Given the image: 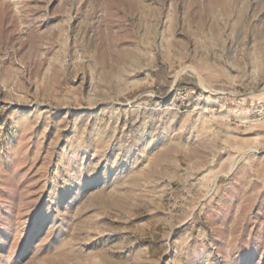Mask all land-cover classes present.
I'll return each instance as SVG.
<instances>
[{"label": "rangeland", "instance_id": "1", "mask_svg": "<svg viewBox=\"0 0 264 264\" xmlns=\"http://www.w3.org/2000/svg\"><path fill=\"white\" fill-rule=\"evenodd\" d=\"M264 0H0V264H264Z\"/></svg>", "mask_w": 264, "mask_h": 264}, {"label": "bare ground", "instance_id": "2", "mask_svg": "<svg viewBox=\"0 0 264 264\" xmlns=\"http://www.w3.org/2000/svg\"><path fill=\"white\" fill-rule=\"evenodd\" d=\"M262 59H263V61H264V52H263V56H262Z\"/></svg>", "mask_w": 264, "mask_h": 264}]
</instances>
